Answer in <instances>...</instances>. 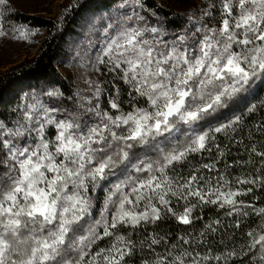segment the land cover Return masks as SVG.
Wrapping results in <instances>:
<instances>
[{"label":"snow or ice","instance_id":"6c2138e0","mask_svg":"<svg viewBox=\"0 0 264 264\" xmlns=\"http://www.w3.org/2000/svg\"><path fill=\"white\" fill-rule=\"evenodd\" d=\"M8 3L0 0V6ZM206 4L199 16L188 17L192 27L179 33L169 29L172 21L155 13L142 15L144 0H121L116 15L106 17L92 67L99 71L103 65L128 85L130 111L121 108L117 89L109 100L115 114L97 102L84 109L91 114L86 119L79 110L66 109L64 93L53 88L43 93L54 98L51 106L33 92L22 122L9 127L0 120V264H125L135 245L117 229L155 223L164 213L191 224L199 204L227 207L229 216H246L244 209L251 208L264 218V208L237 199L264 188V152L255 145L245 161L254 163L253 154L261 157L255 175L248 172L230 180L217 170L225 155L219 145L214 162L201 164L186 178L169 175V169L191 154L211 153L214 134L227 132L240 117L214 129L203 130V125L237 103L257 81L264 82V0ZM125 8L131 11H119ZM214 10L219 12L218 26L210 23L217 19ZM18 31L22 39L34 35ZM95 47L90 42L82 59ZM100 93L97 84V101ZM138 98L144 99V106H137ZM85 99L91 105L90 98L81 97L78 108ZM254 109L252 105L248 111ZM137 148L145 155H137ZM152 149L158 153L155 159L147 155ZM230 167L226 164L225 171ZM201 169L217 175L206 178ZM111 176L117 180L107 191L99 218L92 219L90 193ZM173 197L186 202L183 212L170 206ZM193 197L197 203H188ZM218 223L206 225V231H216ZM261 228L259 234L255 229L248 233V250L259 245L264 264V225ZM106 237H112L109 245L92 251ZM159 242L153 237L149 247ZM181 249L156 253L151 264H228L237 255L235 249L217 255L183 245Z\"/></svg>","mask_w":264,"mask_h":264},{"label":"trees","instance_id":"16d2710c","mask_svg":"<svg viewBox=\"0 0 264 264\" xmlns=\"http://www.w3.org/2000/svg\"><path fill=\"white\" fill-rule=\"evenodd\" d=\"M119 2L121 0H84L60 21L45 16L22 13L10 14V21L45 28L46 35L43 37L35 56L0 71V120H4L7 125L14 124L22 116L21 105L25 94L47 88L59 89L66 97L65 104L68 107H75L77 95L74 86L60 68L61 61L66 59L65 56L68 54V41L71 38L80 37V31L89 19L114 8ZM144 3L147 5V11H143L142 15L151 16L149 12H153L163 20L172 21L170 28L176 30L177 33L184 28H191L188 19L180 10H170L158 5L154 0H144ZM218 13L217 10H214V16ZM104 71L108 72V75L105 77L104 72L102 76L101 106L104 110L115 114V110L110 109V105L106 103L116 95V90L119 89L120 106L124 111H130L133 101L128 95V85L105 67ZM135 103L137 106L145 105L143 98H138ZM252 105H255V109L250 112L248 108ZM237 116L240 117L239 123L234 124L227 132L214 134L215 140L210 145L211 153L191 154L186 161L169 169V175L186 178L193 172L194 168L204 163L214 162L217 159L216 145H219L225 153L224 157L216 163L217 170L225 172L230 180L248 172L255 175L261 157L253 154L254 163L246 164L245 161H248L249 151L253 145L256 146L258 152H264V82L257 81L250 92L239 98L237 103L217 114L214 118H210L211 123H205L203 130L214 129L227 124ZM134 151L139 156L145 155V152L140 148ZM147 155L155 159L158 153L152 149L147 152ZM226 164H230L232 167L225 171ZM3 167L4 156L0 152V169ZM201 174L207 178L210 175H217V172L210 173L206 169H201ZM261 174H264V169L261 170ZM109 179V181L102 182L101 187L93 195L92 219L99 218L107 191L111 184L117 180V177L111 176ZM237 199L246 204L254 205L257 210L264 208V188L256 187L253 192L246 196H239ZM185 203V201H177L173 197L170 206L174 211L180 213L183 212ZM188 203H197V200L193 197ZM228 211L227 207L220 208L215 204H199L193 209L191 224H181L170 213H164L162 218L155 223L143 224L136 228L121 226L117 232L131 238L135 245L133 254L125 258V264H144L145 261L151 264L156 259V253L163 254L172 249L173 253L176 254L182 250L181 245L189 251L195 249L201 254L211 250L213 255L235 249L237 255L228 264H261L259 245L255 249L248 250L251 239L248 233L255 229L254 234H259L262 231L261 226L264 225V218L257 215L251 208L244 209L248 212L246 216L239 213L229 216ZM216 221H219L218 224H215L216 231H206V225ZM237 224L239 227L236 226ZM201 233H206V235L201 236ZM153 237L160 242L151 245L150 248L149 245ZM181 237L188 239L190 244H183ZM111 240L112 237H106L104 240L98 241L97 245L93 246L92 251L107 247ZM173 246L175 247L173 248ZM215 264H219V262H215Z\"/></svg>","mask_w":264,"mask_h":264},{"label":"rangeland","instance_id":"374dc122","mask_svg":"<svg viewBox=\"0 0 264 264\" xmlns=\"http://www.w3.org/2000/svg\"><path fill=\"white\" fill-rule=\"evenodd\" d=\"M83 1L84 0H9L8 5L0 6V31L6 33V35H0V71L6 70L14 64L20 63L25 59L35 56L38 52L39 47L41 46L43 37L46 35L45 28H38L31 24H21L18 22L10 21V14L22 13L28 15L45 16L60 21L65 18V16L73 8L78 6ZM154 1L158 5L164 6L170 10H180L186 19H188L189 16H199L200 10L207 6L206 0ZM146 7L147 5L145 4V8L141 10V14L143 13V11H147ZM119 11L130 12L131 9L125 8L120 9ZM116 13L117 9L115 5L114 8L103 12L101 15H96L95 18L89 19L87 24L80 31V37L71 38V40L68 41V54L65 56L66 59L61 61L60 68L61 71L68 78L69 82H71L74 86L76 95L77 93H79V96L76 97V106L73 108L68 107L65 104L66 97L64 96L63 106L66 109L71 111L79 110L81 113H84L85 108L95 105L98 102L100 108L104 110L101 106V93L98 98V101L97 98L93 96L96 85L98 84L100 88L102 86V76L105 72L104 66L101 65L99 71H97L95 68L92 67V64L95 61V55L99 49L101 42V35L107 23L106 17L110 15L114 16L116 15ZM149 13L152 14L153 12ZM215 16L217 17V19L211 21V23H214L218 26L219 13ZM154 19L155 18H153V21ZM168 27L170 30H174L170 28V25ZM18 29H27L30 32H33L34 35H30L28 39L19 38ZM109 32H111V29H109ZM90 42L95 43L96 47L91 49L88 54V57H84L82 59L84 51L87 49V46ZM106 75H108V72H105V77ZM48 90L50 89L47 88L46 90L32 91L24 97L23 103L21 105L22 116L18 121H23L24 106H26L30 102V96L33 92L40 94V99L44 102L49 103V106L52 105L54 98H49L46 95H43V93H46ZM105 95L108 96L106 93ZM81 97L90 98L91 105H89L87 99H85L83 101L84 107L78 108V104L81 102ZM106 104L109 105V101ZM84 115L87 119V117L91 114L84 113ZM14 124L8 126L12 127L14 126ZM95 194L96 192L90 193V195Z\"/></svg>","mask_w":264,"mask_h":264}]
</instances>
